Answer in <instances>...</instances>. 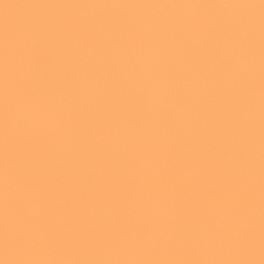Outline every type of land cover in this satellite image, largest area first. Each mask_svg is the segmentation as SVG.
I'll return each instance as SVG.
<instances>
[{"label":"clouds","instance_id":"9594fccd","mask_svg":"<svg viewBox=\"0 0 264 264\" xmlns=\"http://www.w3.org/2000/svg\"><path fill=\"white\" fill-rule=\"evenodd\" d=\"M32 8L0 33V264H260V0Z\"/></svg>","mask_w":264,"mask_h":264},{"label":"bare ground","instance_id":"6f19581e","mask_svg":"<svg viewBox=\"0 0 264 264\" xmlns=\"http://www.w3.org/2000/svg\"><path fill=\"white\" fill-rule=\"evenodd\" d=\"M43 2L58 3H221L222 0H0V33L5 28L17 30L25 26L31 19L33 5Z\"/></svg>","mask_w":264,"mask_h":264},{"label":"snow or ice","instance_id":"6c2138e0","mask_svg":"<svg viewBox=\"0 0 264 264\" xmlns=\"http://www.w3.org/2000/svg\"><path fill=\"white\" fill-rule=\"evenodd\" d=\"M260 8L262 10V40H261V173H260V232L262 242V259L260 264H264V0H260ZM19 30V29H17ZM11 28H5L6 47L10 56H14L16 50L12 33L17 31ZM250 199V197L248 198ZM248 200H245L247 204ZM17 208L22 205L19 200L16 201ZM21 238L17 235L12 243L19 244ZM9 264H17V262H9ZM29 264H45V262H29ZM79 264V262H72ZM142 264H167V262H142ZM173 264H194V262H173ZM251 264V262H249Z\"/></svg>","mask_w":264,"mask_h":264}]
</instances>
